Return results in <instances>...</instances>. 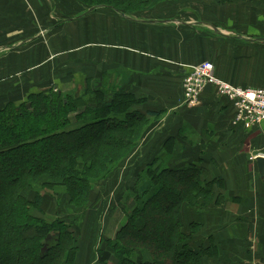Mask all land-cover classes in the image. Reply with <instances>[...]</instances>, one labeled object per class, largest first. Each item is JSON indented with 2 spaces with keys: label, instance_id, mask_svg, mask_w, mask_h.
<instances>
[{
  "label": "crops",
  "instance_id": "1",
  "mask_svg": "<svg viewBox=\"0 0 264 264\" xmlns=\"http://www.w3.org/2000/svg\"><path fill=\"white\" fill-rule=\"evenodd\" d=\"M175 3L128 15L79 0H0V108L35 91H73L88 79L127 82L146 97L137 110L159 113L148 116L151 126L126 159L130 173L172 142L166 150L178 154L179 167L196 164L203 178L217 179L206 197L181 208L184 229L197 224L189 246L209 249L202 264H264V176L251 159L264 153V121L233 126L232 103L214 86L195 107L183 105L182 88L191 66L207 60L232 84L264 87V8L191 12L186 1ZM99 245H82L77 264H93Z\"/></svg>",
  "mask_w": 264,
  "mask_h": 264
},
{
  "label": "trees",
  "instance_id": "2",
  "mask_svg": "<svg viewBox=\"0 0 264 264\" xmlns=\"http://www.w3.org/2000/svg\"><path fill=\"white\" fill-rule=\"evenodd\" d=\"M79 1L94 10L135 15L167 0ZM121 84L105 90L104 78L88 79L80 92L50 88L0 108V264L78 263L82 245L72 217L46 213L42 205L50 195L58 206L62 196L70 207H86L97 184L111 180L140 144L148 116L159 113L137 110L145 95L118 91ZM170 143L164 144V153ZM160 156L123 194L125 218L114 238L95 235L94 242L101 238L96 264H202L209 249L189 246L197 224L186 231L181 208L206 197L217 179L203 178L196 164L179 167L175 152L170 159ZM170 195L169 207L157 210L158 197Z\"/></svg>",
  "mask_w": 264,
  "mask_h": 264
},
{
  "label": "rangeland",
  "instance_id": "3",
  "mask_svg": "<svg viewBox=\"0 0 264 264\" xmlns=\"http://www.w3.org/2000/svg\"><path fill=\"white\" fill-rule=\"evenodd\" d=\"M186 1L185 6L188 7V9L191 12H194L198 8H207L211 6L214 7H220L221 9H231L235 6H247V7H255V8H264V0H231L230 2H221L220 0H167L160 5L155 4L153 7H150V9L142 12V14L146 15H152L155 11L157 12V8H161L162 4H168V3H174L175 4L179 2ZM166 6V5H165ZM88 9V8H87ZM146 9V8H145ZM117 81V82H116ZM110 85H118V80H112L107 83V85H104L103 88L105 90H111ZM123 85V84H122ZM120 85L118 88H126L128 89V85L122 86ZM81 87L78 86L74 88L73 91L80 92ZM71 92V90H70ZM120 115V114H117ZM121 116V115H120ZM147 123L144 124V128L146 126V129L144 133H146L147 129L151 126V122L149 121L148 125ZM94 136L91 138L93 139ZM144 138V137H143ZM140 145H138L139 147ZM160 154V153H159ZM169 156V157H168ZM171 158L170 153L166 150L165 153H161L160 158ZM142 160V159H141ZM129 161V160H128ZM143 163H146L148 160H142ZM168 164L167 160L165 161L164 165ZM121 168V174H119V170L114 173V175L111 177V180L108 181H101L97 184V186L94 188L91 194V200L90 203L83 208H75L70 207L66 204V200L61 197V206H58L57 199L48 195L46 198V202L44 203L46 208L44 209V206H42L43 211L46 213H56L58 212L62 218H70L72 217L71 223H73L72 229L76 232L79 239H81V245H85L87 241L95 239V235L101 233V237H111L114 238L116 235V230L120 228V221H122L125 218V211L123 209V194L127 189H133L136 182L138 181V176L133 173H130V165L129 162L124 160V162L119 166ZM103 171V169H98ZM97 170V171H98ZM128 171V174H127ZM101 174V173H99ZM121 175H123V181L118 182V179ZM114 177V178H113ZM170 186V185H169ZM159 199L156 200L157 205L155 208L160 209L163 205L169 207L168 200H173L174 196L170 195L169 197H165L164 199L162 196L158 197ZM51 208V209H50ZM37 215L42 216L41 213H37ZM96 231V232H95ZM97 236L96 245L99 244L98 240L99 237ZM158 242V243H157ZM157 244L161 245L160 241H156ZM96 250L94 252V263L95 259L97 258ZM108 256L107 254H104L103 257Z\"/></svg>",
  "mask_w": 264,
  "mask_h": 264
},
{
  "label": "built area",
  "instance_id": "4",
  "mask_svg": "<svg viewBox=\"0 0 264 264\" xmlns=\"http://www.w3.org/2000/svg\"><path fill=\"white\" fill-rule=\"evenodd\" d=\"M214 86L219 95L229 99L233 106L232 125L253 129L264 121V87H243L232 84L216 74V65L207 60L191 66L183 77V105L195 107L202 92ZM264 153L253 155L257 159Z\"/></svg>",
  "mask_w": 264,
  "mask_h": 264
},
{
  "label": "water",
  "instance_id": "5",
  "mask_svg": "<svg viewBox=\"0 0 264 264\" xmlns=\"http://www.w3.org/2000/svg\"><path fill=\"white\" fill-rule=\"evenodd\" d=\"M30 106V103L28 104ZM257 165L260 169L261 174L264 176V157H258L257 158Z\"/></svg>",
  "mask_w": 264,
  "mask_h": 264
}]
</instances>
